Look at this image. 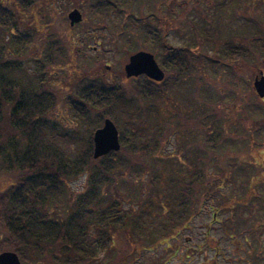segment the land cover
Wrapping results in <instances>:
<instances>
[{
	"label": "trees",
	"instance_id": "obj_1",
	"mask_svg": "<svg viewBox=\"0 0 264 264\" xmlns=\"http://www.w3.org/2000/svg\"><path fill=\"white\" fill-rule=\"evenodd\" d=\"M3 1L0 251L15 252L21 264H138L140 251L156 243L167 247L204 204L214 202L216 190L228 187L234 193L219 205L237 204L239 209L225 232L248 249L242 264H264L263 169L242 162L252 160L256 141L251 103L264 106L250 79L258 72L254 65L264 68V23L248 17V27L236 23L230 28L223 18L228 7L236 18L243 0H151V35H135V40L117 36L123 39L125 56L139 47L153 53L167 69L161 81L142 76L134 81L120 68L109 73L97 57L75 48L70 32L65 36L52 29L56 9L46 3L53 0ZM75 2L89 17L88 4ZM140 3L145 1L112 0L109 6L120 11ZM27 9L36 13L39 27L34 14L26 21ZM120 22L114 28L128 27L131 20L123 16ZM171 35L181 42L168 41ZM74 36L83 41V35ZM37 38L40 48L33 51ZM206 62H215L217 70L220 65L230 68V82L219 91L211 86L214 78L203 76ZM236 68L239 75H250L245 95L233 88ZM187 84L204 93H186ZM225 91L233 92V106L217 98ZM234 107L241 116L234 120L247 126L243 156L232 151L236 142L229 114ZM107 117L118 129L120 147L93 158L92 132ZM184 129L188 137H178L175 154L163 153L168 135ZM181 155L190 158L184 172ZM258 174L259 180L251 183ZM80 177L81 189H72L71 182ZM203 237L216 249L215 260L217 241L208 232Z\"/></svg>",
	"mask_w": 264,
	"mask_h": 264
},
{
	"label": "rangeland",
	"instance_id": "obj_2",
	"mask_svg": "<svg viewBox=\"0 0 264 264\" xmlns=\"http://www.w3.org/2000/svg\"><path fill=\"white\" fill-rule=\"evenodd\" d=\"M36 3H38L37 0H34ZM2 4L1 7H5L6 2L0 1ZM9 4H12L13 1L9 0ZM47 5H51L53 3L47 2ZM60 7L56 11V15H51V18H53L52 22L50 23L53 26L54 32H60L61 34L67 36L69 35L68 31L69 29L65 28V23H67L66 19V13L69 12L72 8H77L80 10V13L83 15L84 11H82V8L80 6V3H69L67 0H59ZM242 12L240 13L238 10V13L236 15V18H232L229 22L230 28L233 26L234 28L238 27L236 26V23H243L248 25V17H254L255 19L259 20L260 22L264 21L262 18V12L264 10V0H243L242 3ZM53 5H51V8ZM239 8V5H238ZM241 8V7H240ZM228 11V10H227ZM7 13V11H6ZM8 14V13H7ZM28 20L27 22H31L30 19L32 14H34L36 19L35 26L39 27V23L36 17V13L34 11H29L27 9V12L24 13ZM53 14V13H52ZM63 17V18H62ZM112 18V17H111ZM110 17L106 20L105 23L109 25L114 26L115 20H112ZM232 20H235L232 22ZM251 23V21H250ZM50 25V26H51ZM77 29L79 24L74 25ZM95 27H102L101 25H95ZM94 27V28H95ZM56 29L58 31H56ZM100 29H104L100 28ZM264 29V28H263ZM259 34V27L255 29ZM83 41L79 39V36L72 35L70 40V44L74 45L75 48L82 49L86 54L92 57H97L99 60V64L103 65H109L107 71L109 73L113 72L116 69L122 70V67L124 66V63L127 60V56L124 55L123 52H121L125 48V44L123 45V39L120 38V36L117 35H102L99 38V44H96L94 40L97 38L95 36H89V35H83ZM130 37L129 39L135 40L137 36L135 35H128ZM168 41L173 42V44H179L181 42V39L178 38L176 35L168 36ZM79 39L78 43L77 40ZM125 42H127V39H124ZM34 42V39L32 43ZM65 42V41H64ZM147 44V40L144 41ZM138 43V42H137ZM31 43H27L25 49H28V51L31 53ZM28 46V47H27ZM40 48V42L39 39L35 41V47L32 49L33 51L39 50ZM209 48V46H208ZM138 49H147L145 47H139ZM148 50V49H147ZM104 56V57H102ZM104 58V62L102 63V58ZM212 57V56H211ZM205 59V58H204ZM157 60V59H156ZM213 61V59H212ZM158 62V60H157ZM205 62V61H204ZM159 63V62H158ZM207 63V62H206ZM194 65V63H193ZM258 65H254L252 70H261L264 74V68L262 66L258 67ZM203 67V66H202ZM221 70H217L219 67H217L216 63L209 62L206 65V68H203V76L206 75L207 78H214L211 81V86L213 85L214 88L219 91L224 85L230 82V77L232 76V73L230 72V68L225 65H220ZM237 67V64H236ZM244 69V68H243ZM238 70L236 68V74L237 79L235 81V84L233 85V88H237L239 92L243 93L245 95L248 91V86L246 85L245 81L248 79L250 75H248L245 71L242 74L237 73ZM257 74V73H256ZM254 74V76L256 75ZM112 75H109L110 77ZM254 76H251L250 79L252 80ZM199 79L198 81H200ZM208 82V81H207ZM189 84H187L186 93L196 96L198 94H203V91H196L194 87H189ZM252 86V85H251ZM169 90V89H168ZM167 90V91H168ZM253 90V89H252ZM170 91V90H169ZM231 91V90H230ZM237 91V92H238ZM209 92V91H207ZM184 93V91H182ZM203 96V95H202ZM233 96V92H223V94L219 95V98L221 102L228 103L226 104L227 107L233 106L231 97ZM197 98V97H196ZM203 98V97H202ZM260 98V97H259ZM195 99V98H194ZM201 99V98H199ZM171 103V102H170ZM253 106H250V121L253 119V121L256 123L257 131H255V146L253 147V152L251 154L252 160L244 161L247 164H252L255 167H262L263 171L261 172V175L264 176V123L262 124L263 119V113H264V106L261 104H255V102L251 103ZM172 105V103H171ZM235 105V104H234ZM235 108V107H234ZM238 108H240L238 106ZM236 109V108H235ZM187 111V107L182 108V112L185 113ZM230 118L234 122L230 125L229 131L231 132L230 136L234 137L235 139L233 142H236L233 147L232 151L235 152L238 156L239 153H241V156L244 155L243 148L244 143H246V136H247V130L245 129L247 126H242L240 119L241 116L239 115L237 109L232 110ZM236 117H240V119L236 120ZM186 133V135H185ZM197 133H200V130L197 131ZM189 132L187 133V129L182 130V132L178 134H170L168 135V141H165L163 153H174L179 145V139L181 138H187ZM185 135V136H184ZM183 138V139H184ZM180 161L183 163V172L184 169H186V166L188 165V162L190 161V158L185 156H178ZM231 158L228 163H231ZM247 168H250L247 166ZM238 180V179H237ZM256 180H259V174L256 176H251V183L255 182ZM82 181L83 177L78 178L77 180H74L71 182V187L74 190H80L82 187ZM261 185V184H260ZM259 187V185H258ZM228 187L223 188L220 192L217 190L212 194L213 196V203H206L202 206V210L200 213L196 214V216L192 219L188 227L181 229L176 237L174 239H170L169 244L165 247L164 243L160 244H154L151 246V248H148V250H142L140 251V254L138 256V264H154L162 262V264H242L243 260H247L246 256V250H248L245 245L241 242L239 243V239H232L229 238L225 232L228 228V223L230 224V220L232 219L233 215H235L238 212V206L237 204L232 205V208H222L220 207V202L226 200L227 196L231 195L234 192H229L230 190H227ZM259 192V189H258ZM239 195V193H238ZM232 204V203H229ZM219 209V210H218ZM257 209H259V206H255V204L252 206V211L256 212ZM232 210V211H231ZM245 210V209H243ZM246 212V211H244ZM257 215V212H256ZM234 218V217H233ZM229 220V222H228ZM209 224V226H207ZM205 232L209 233V236L211 238H214L217 241V245L219 247L218 254L215 260H212L211 258L215 255L216 249L212 246H208L203 242L204 240V234ZM228 233V232H227ZM263 235V233L261 234ZM263 241H264V235H263ZM99 255V254H98ZM249 256V254H248ZM102 257V253H100L99 258Z\"/></svg>",
	"mask_w": 264,
	"mask_h": 264
},
{
	"label": "flooded vegetation",
	"instance_id": "obj_3",
	"mask_svg": "<svg viewBox=\"0 0 264 264\" xmlns=\"http://www.w3.org/2000/svg\"><path fill=\"white\" fill-rule=\"evenodd\" d=\"M69 3L72 2L73 0H67ZM112 0H81L82 6H84L85 4H88V13L90 14L89 17H85L84 15H82V18L79 22L74 23L72 25L69 24V20L67 18V13H66V19H67V23L66 25H68L70 28L68 31H70V33L72 35H89V36H95L97 37L94 42L96 44H99V38L102 35H121V34H128V35H151L152 30L151 26H152V20H153V16H152V8H151V0H139V2L145 1V3H140L138 6L140 7H136V6H132V8H128L125 9L124 7H122L123 10L117 11V10H112V6H109V3ZM133 1V0H132ZM137 4V1H136ZM53 7L52 9H57L60 7L59 4V0H53ZM228 10V11H227ZM126 17L129 18L131 20V22L128 24V27H119V28H114V26L111 24H107L105 23L107 19H109V17L112 20H115V22L117 23L116 25H120V19L121 17ZM223 18H226L227 21V26H229V22L231 17V8L228 7V9H225V12L223 13ZM75 24H79L78 28H75ZM95 25H101L102 27H95ZM84 26H87L86 28H84ZM166 26V25H165ZM95 27V28H94ZM104 29H100L103 28ZM230 27V26H229ZM166 27H162L161 28V33H166ZM224 28L222 29V31L224 32ZM157 31V29L154 30V32ZM220 32V30H219ZM221 32V33H223ZM168 34V33H167ZM137 50H143V51H148L147 49H137ZM136 50V51H137ZM135 52V51H134ZM132 52V53H134ZM130 53V54H132ZM129 54V55H130ZM127 56V60L128 61V57ZM125 62V63H126ZM124 63V64H125ZM159 67L163 72V78L164 76L167 75V69L166 67L164 68L162 65H160L159 63ZM124 69V66H123ZM137 76H142V77H146L150 80H153L149 77H147L145 74L140 73L134 76H125L126 78H132L134 81H136V77ZM162 78V79H163ZM161 79V80H162ZM160 80V81H161ZM155 81V80H153Z\"/></svg>",
	"mask_w": 264,
	"mask_h": 264
},
{
	"label": "water",
	"instance_id": "obj_4",
	"mask_svg": "<svg viewBox=\"0 0 264 264\" xmlns=\"http://www.w3.org/2000/svg\"><path fill=\"white\" fill-rule=\"evenodd\" d=\"M69 24L72 25L81 20V13L73 8L67 13ZM126 76H134L140 73L145 74L153 80H160L163 72L159 69L153 55L147 51L139 50L128 57L124 64ZM252 86L257 96L264 98V74L259 70L252 81ZM92 157L97 158L110 150H118V131L115 124L109 118H104L102 125L92 133ZM0 264H21L18 256L9 250L0 252Z\"/></svg>",
	"mask_w": 264,
	"mask_h": 264
}]
</instances>
